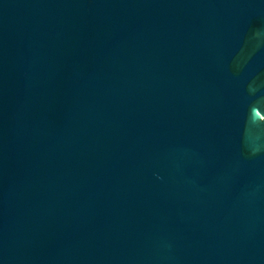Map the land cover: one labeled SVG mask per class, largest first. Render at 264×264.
Returning <instances> with one entry per match:
<instances>
[{"label":"water","instance_id":"obj_1","mask_svg":"<svg viewBox=\"0 0 264 264\" xmlns=\"http://www.w3.org/2000/svg\"><path fill=\"white\" fill-rule=\"evenodd\" d=\"M0 264H264V0H0Z\"/></svg>","mask_w":264,"mask_h":264}]
</instances>
